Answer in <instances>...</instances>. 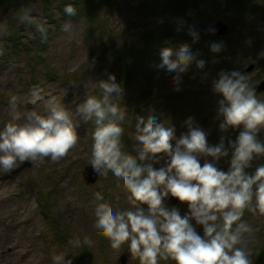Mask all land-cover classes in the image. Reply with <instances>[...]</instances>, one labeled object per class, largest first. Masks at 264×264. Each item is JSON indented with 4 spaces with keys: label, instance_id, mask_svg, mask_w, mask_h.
<instances>
[{
    "label": "rangeland",
    "instance_id": "1",
    "mask_svg": "<svg viewBox=\"0 0 264 264\" xmlns=\"http://www.w3.org/2000/svg\"><path fill=\"white\" fill-rule=\"evenodd\" d=\"M142 1L93 0L99 19L91 33L85 31L83 17H64L59 0L1 1L0 43L4 52L0 55V125L10 120L14 111L42 109L41 102H29L34 87L42 90L44 98L50 94L74 113L85 94L93 95L98 88L104 69L117 56L121 38L167 22L171 24L170 34L159 47H151V52L142 45H130L136 80L132 88L122 87L119 101L127 112L121 137L124 150L131 152L134 146L136 116L146 118L150 113L158 122L173 127L177 137L187 131L184 121L192 117L208 132L207 142L217 143L221 133L215 117L222 97L213 92L212 81L221 70L213 64L215 52L209 47L218 39L208 29L215 20L229 25L220 38L227 56L223 71L240 70L253 63L254 70L248 75L252 84L258 82L264 78V57L259 55L264 50V0H209L208 13L201 17L164 11L151 19L136 12L135 7ZM23 12L29 13L31 23L20 22ZM66 20L72 24L67 33L61 31ZM36 24L45 26L46 36L37 31ZM190 29L199 33L195 42L189 39ZM237 39L242 46L234 50L232 45ZM181 46L203 59L205 67L200 70L194 63L190 65L177 92L171 78L158 74L153 65L159 61L161 48L175 50ZM11 97L16 98L15 108L9 103ZM257 98L264 100V93L257 94ZM93 128L91 121L82 122L77 128L76 144L56 161L44 158L13 172L24 163L18 161L13 169L0 172V264H51L55 254L65 255L70 264H121V257L123 264H139L127 245L112 249L93 227V193L101 192L114 208L128 207L125 190L110 171L106 176L98 174L94 183L84 181ZM238 131L230 129L226 135L235 139ZM262 162L264 157L255 161L253 168ZM217 167L227 170V158L218 161ZM167 206L178 207L181 214L187 210L186 203L178 200ZM242 219L253 229L248 236L252 264H264V216L245 210ZM196 230L202 234L201 226L197 225ZM85 236L89 243L81 247L72 248L68 243L73 237Z\"/></svg>",
    "mask_w": 264,
    "mask_h": 264
},
{
    "label": "clouds",
    "instance_id": "2",
    "mask_svg": "<svg viewBox=\"0 0 264 264\" xmlns=\"http://www.w3.org/2000/svg\"><path fill=\"white\" fill-rule=\"evenodd\" d=\"M76 11L73 4L64 5L66 16H75ZM19 19L32 22L28 12ZM36 29L46 36L43 24H36ZM71 29L70 20L61 24L62 32ZM198 35L189 30L190 41L195 42ZM209 47L219 52L223 44L213 41ZM3 52L0 43V55ZM259 55L264 57V50ZM193 63L197 69L205 67V61L186 46L163 47L153 67L171 78V86L178 92L182 75ZM97 86L99 94L86 93L74 113L55 97L44 98L39 87L30 89L29 102H41L43 107L14 111L0 125V172L13 169L18 161L62 158L76 144L78 126L91 121L88 163L94 173L106 176L110 171L118 179L128 205L114 208L101 192L93 193V227L112 249L127 245L139 264H252L248 236L253 229L242 216L245 210L264 216V162L253 168L264 157V135H259L264 134V100L257 98L249 75L221 70L212 81L213 92L222 97L215 117L221 133L217 143L207 142L208 132L192 117L184 121L187 131L177 137L173 127L150 113L135 118L131 152L124 150L121 140L127 114L119 102L122 86L112 73L98 80ZM9 103L15 108L16 98L11 97ZM230 129H239L235 139L226 135ZM223 158H227V170L217 167ZM169 197L186 203L187 210L181 214L178 207L167 206ZM68 243L78 248L89 239L73 237ZM51 264L70 261L55 254Z\"/></svg>",
    "mask_w": 264,
    "mask_h": 264
},
{
    "label": "trees",
    "instance_id": "3",
    "mask_svg": "<svg viewBox=\"0 0 264 264\" xmlns=\"http://www.w3.org/2000/svg\"><path fill=\"white\" fill-rule=\"evenodd\" d=\"M3 0H0V2ZM60 8L64 17H68L64 14L63 8L65 4L71 3L76 8V15L69 17L71 19H77L79 17L84 18L86 25V32L91 33V30L95 26V22L99 19L98 17V6L93 3V0H59ZM227 2L231 0H225ZM210 7L209 0H143L142 3L135 7V10L142 18L151 19L156 15H160L162 12L167 11L171 15L180 12L186 16L201 17L208 13ZM171 24L167 22H161L153 27H147L141 32H137L136 35L130 36V38H121V42L117 47V56L111 63L104 69L103 76L101 79H107V74L112 73L115 75L116 80L122 87L132 88L134 85L135 71L133 65V53L131 52L130 45L137 44L142 45L143 48L151 52L152 48L160 46V42L165 39L167 34L171 32ZM218 42H222L220 38ZM223 43V42H222ZM234 50L239 49L242 44L239 39L232 45ZM227 56L225 54L224 45L219 52H215L213 56V64L218 70H223ZM217 71V70H216ZM94 94H99V89L94 91Z\"/></svg>",
    "mask_w": 264,
    "mask_h": 264
},
{
    "label": "water",
    "instance_id": "4",
    "mask_svg": "<svg viewBox=\"0 0 264 264\" xmlns=\"http://www.w3.org/2000/svg\"><path fill=\"white\" fill-rule=\"evenodd\" d=\"M211 28H214L215 31L212 32L213 35L215 36H224L227 33L228 30V24H225V22L221 21V20H216L211 24ZM253 69V64H249L248 66H246L245 68L239 70L242 73H249L251 70ZM253 87L255 89L256 93H260L262 91H264V79L260 80L257 83L253 84ZM28 161H25L21 166H19L18 168H16L13 172H17L18 170H21L23 167H26L28 165ZM98 176L97 173H94L91 166L88 165L85 167V181L86 183H93L96 179V177ZM167 203H169L170 205H175V203L177 202L176 198L174 197H169L166 201ZM123 257H121V261L120 263L123 264Z\"/></svg>",
    "mask_w": 264,
    "mask_h": 264
},
{
    "label": "bare ground",
    "instance_id": "5",
    "mask_svg": "<svg viewBox=\"0 0 264 264\" xmlns=\"http://www.w3.org/2000/svg\"><path fill=\"white\" fill-rule=\"evenodd\" d=\"M48 97H51V95L50 94H48V95H46V97L45 98H48ZM2 193L3 192H0V198H2L3 196H2Z\"/></svg>",
    "mask_w": 264,
    "mask_h": 264
}]
</instances>
